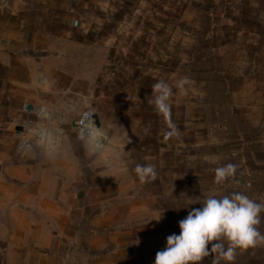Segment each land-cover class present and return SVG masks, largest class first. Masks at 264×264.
<instances>
[{
    "label": "crops",
    "instance_id": "0c3cea01",
    "mask_svg": "<svg viewBox=\"0 0 264 264\" xmlns=\"http://www.w3.org/2000/svg\"><path fill=\"white\" fill-rule=\"evenodd\" d=\"M234 192L264 203V0H0V264H154ZM201 264H264V242Z\"/></svg>",
    "mask_w": 264,
    "mask_h": 264
},
{
    "label": "clouds",
    "instance_id": "9594fccd",
    "mask_svg": "<svg viewBox=\"0 0 264 264\" xmlns=\"http://www.w3.org/2000/svg\"><path fill=\"white\" fill-rule=\"evenodd\" d=\"M185 83L180 81V87ZM154 90V103L167 109L171 94L168 84L158 82ZM135 171L141 179L155 175L151 165H138ZM234 171L235 166L229 164L218 168L216 175L222 179ZM261 213H264V203H258L242 192L207 196L201 207L191 208L178 222L179 234L166 237V246L156 253L154 264H201L211 253L232 261L237 249H248L264 242V234L257 227L261 223ZM223 241L228 242L227 248Z\"/></svg>",
    "mask_w": 264,
    "mask_h": 264
},
{
    "label": "built area",
    "instance_id": "2783aa9c",
    "mask_svg": "<svg viewBox=\"0 0 264 264\" xmlns=\"http://www.w3.org/2000/svg\"><path fill=\"white\" fill-rule=\"evenodd\" d=\"M78 126V136L81 139L89 138V134H91L93 129V120L92 113L90 111L84 112L76 121ZM31 144L30 138H25L22 140V148H26Z\"/></svg>",
    "mask_w": 264,
    "mask_h": 264
},
{
    "label": "water",
    "instance_id": "95a60500",
    "mask_svg": "<svg viewBox=\"0 0 264 264\" xmlns=\"http://www.w3.org/2000/svg\"><path fill=\"white\" fill-rule=\"evenodd\" d=\"M27 111H30L31 108L30 107H26ZM92 120H93V128L95 130H99L100 124H99V120L96 116H92ZM75 128L78 129L77 123L75 122ZM17 132H23L22 128H17L16 130ZM96 147H99L102 144V139L98 138L96 140H94ZM75 255V254H73ZM72 256V255H71ZM80 256H77L76 259H74V257H72V259L69 261H67L66 264H81V262L79 261Z\"/></svg>",
    "mask_w": 264,
    "mask_h": 264
},
{
    "label": "rangeland",
    "instance_id": "374dc122",
    "mask_svg": "<svg viewBox=\"0 0 264 264\" xmlns=\"http://www.w3.org/2000/svg\"><path fill=\"white\" fill-rule=\"evenodd\" d=\"M91 139V138H90ZM94 144H95V142H94ZM94 146H96V145H94ZM96 151H98V150H96ZM92 169V168H91ZM90 168H89V172H91V171H93V170H91ZM93 217H96V216H88V218H87V220H85V222H87V223H89L90 222V225H91V221H92V219H93ZM74 245L75 244H72L71 246V250L69 251L70 252V254H80V252L76 249V247L74 248Z\"/></svg>",
    "mask_w": 264,
    "mask_h": 264
}]
</instances>
